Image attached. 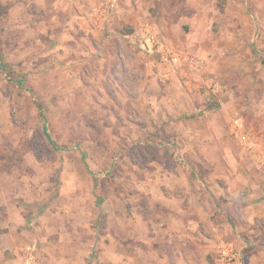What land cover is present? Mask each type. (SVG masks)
I'll list each match as a JSON object with an SVG mask.
<instances>
[{
	"label": "rangeland",
	"instance_id": "1",
	"mask_svg": "<svg viewBox=\"0 0 264 264\" xmlns=\"http://www.w3.org/2000/svg\"><path fill=\"white\" fill-rule=\"evenodd\" d=\"M0 45V264H264V0H0Z\"/></svg>",
	"mask_w": 264,
	"mask_h": 264
},
{
	"label": "built area",
	"instance_id": "2",
	"mask_svg": "<svg viewBox=\"0 0 264 264\" xmlns=\"http://www.w3.org/2000/svg\"><path fill=\"white\" fill-rule=\"evenodd\" d=\"M147 42L149 43V46H153V48H157L156 50H158V52H160L162 54V62L160 63V65L163 66H171L172 64H177L179 65V61L181 60V58L184 57L181 56V52L179 53V51H173V50H169L166 51L160 40L157 37V31L156 28L152 25H147ZM187 55L185 57L187 60V71H190L189 69H191L192 71H199L205 68V62L201 59H197L193 54L190 53H186ZM224 258L222 259V263L225 264V261L227 260H231L230 258H227L226 256H223Z\"/></svg>",
	"mask_w": 264,
	"mask_h": 264
},
{
	"label": "crops",
	"instance_id": "3",
	"mask_svg": "<svg viewBox=\"0 0 264 264\" xmlns=\"http://www.w3.org/2000/svg\"><path fill=\"white\" fill-rule=\"evenodd\" d=\"M121 13H123L122 15H121V17H123V19H125V23H126V25L127 26H130L131 28H130V34H128V35H125L126 37H128L130 40H128L130 43H136L137 41H139V38L137 37V35H139V33L140 32H144V25H145V22L143 21L142 22V20H141V18H140V16H139V14H137L133 9L131 10V8L129 9V10H127V11H123V12H121ZM107 19H109V18H107ZM111 19V18H110ZM109 19V20H110ZM111 21V20H110ZM104 26H102V28H103ZM164 27L166 28V30L167 29H169V31H168V33H169V36H171L172 37V31H171V29L170 28H168V25L166 24V22H165V25H164ZM113 31V30H112ZM123 44V43H122ZM131 46V48H134L133 47V45L131 44L130 45ZM139 58V57H138ZM144 67V66H143ZM143 67H141V68H143ZM145 69V68H144ZM145 74H144V78H146L147 80H148V78H150L151 76H150V72L148 71V69H145ZM204 73H206V72H204ZM173 82H174V80H175V78L173 79H171ZM150 81L151 82H153L154 81V78H152V79H150ZM147 82V81H146ZM173 88L172 89H176V87L177 86H175V85H173L172 86ZM168 89H170L169 87H167ZM189 215V214H188ZM186 219V218H185ZM11 251H13L12 249H13V247L11 246L10 248H9ZM179 264H187V262L186 261H183V260H181L180 261V263Z\"/></svg>",
	"mask_w": 264,
	"mask_h": 264
},
{
	"label": "trees",
	"instance_id": "4",
	"mask_svg": "<svg viewBox=\"0 0 264 264\" xmlns=\"http://www.w3.org/2000/svg\"><path fill=\"white\" fill-rule=\"evenodd\" d=\"M0 49H1V45H0ZM0 72H2L9 81L11 82H15L16 84H18L19 86H22L24 84V78L21 77V76H17L15 75L9 68V65L5 62H3L1 59H0ZM30 92V95L32 97H34V93H33V90H29ZM41 107V105H39ZM40 118L42 120V126H43V130L44 132L47 134V125H46V119H45V112H44V109L41 107V110H40ZM47 137H49V135L47 134Z\"/></svg>",
	"mask_w": 264,
	"mask_h": 264
}]
</instances>
